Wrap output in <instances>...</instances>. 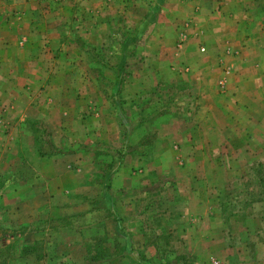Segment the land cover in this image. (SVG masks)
Returning a JSON list of instances; mask_svg holds the SVG:
<instances>
[{"label":"rangeland","instance_id":"374dc122","mask_svg":"<svg viewBox=\"0 0 264 264\" xmlns=\"http://www.w3.org/2000/svg\"><path fill=\"white\" fill-rule=\"evenodd\" d=\"M72 1L80 2L87 16L110 17L116 28L104 27L106 38L73 40L65 37L69 23L64 22L62 31H45L48 37L19 39V23L0 4L6 19L0 20V261L134 264L128 260L133 258L135 264H162L155 260L178 250L173 243L178 231L169 226L189 220L178 218V202L180 211L196 204L226 206L230 219L241 221L229 220L224 228L231 243L249 239L254 245L264 239V0H221L222 8H215L217 0L213 5L209 0ZM72 1L44 0L49 13L40 9V14L55 26V18L69 16ZM203 20L208 28L201 26ZM82 23L85 29L88 23ZM231 34L245 42L236 40L233 47ZM74 42L88 51L68 52ZM243 47L260 50L237 62L252 63V76L260 73L256 82L248 71L239 72L249 80L247 86L258 84L259 103L236 112L229 126L225 109L208 114L211 105L200 100L209 98V88L196 84L206 78V72L201 76L205 69L215 80L212 98L232 94L226 82L228 69L236 67L230 52L241 54ZM71 60L73 73L66 64ZM150 79L152 84L145 85ZM222 126L226 130H218ZM130 164H138L130 172L137 179L127 190L133 185L138 191L136 206L144 210L140 230L131 228V221L120 228L105 214L118 200L102 197L104 182L86 189L97 197L102 192L96 202L80 198L79 182L86 176L92 182L98 175L127 177ZM66 168L67 178L60 176ZM49 175H57L56 182ZM179 177L183 183L173 184L172 178ZM167 190L185 195V201L162 199ZM170 207L168 213L162 210ZM76 208L87 214L61 213ZM68 222L74 230L62 228ZM243 223L250 224L247 230L241 229ZM188 233L192 238L194 232ZM146 242L155 248L153 260L141 254ZM256 247L245 248L246 255L256 259L264 253ZM186 251L181 264H192V251ZM95 256L101 261H93ZM228 264L241 263L232 259Z\"/></svg>","mask_w":264,"mask_h":264},{"label":"crops","instance_id":"0c3cea01","mask_svg":"<svg viewBox=\"0 0 264 264\" xmlns=\"http://www.w3.org/2000/svg\"><path fill=\"white\" fill-rule=\"evenodd\" d=\"M214 1L215 0H209V4L211 2V5H213ZM45 3L46 2H44V0H1L0 4L2 6V9H10L11 16L15 18L16 21L19 23V28L17 29V31L19 32L16 33V38L40 39V38H43V36L48 37V35H44L45 31H50V33L62 31L64 22L69 23V27L67 28V30H64L67 33L65 37H68L67 39H73V40H78V39L82 40V39L91 38V37L92 38L93 37L106 38L105 34H101V31H103V28L104 27L105 28H111V27L116 28L115 27L116 24L113 23L115 21L112 20L110 17H106L105 14L98 13L95 16H92V15L87 16V14H84L86 11V8L82 9V7H79L80 2L79 3L73 2L72 3L73 5L70 8L69 16L65 19L55 18L56 22H55V26H53L51 25V22H53V20H51L50 18H43L40 14V9L49 13V6ZM103 3L105 2H102L101 5L105 7L106 4H103ZM222 3L224 2H222L221 0H217V4L215 8H218V7L222 8L223 7L221 6ZM198 4H201V3L198 2L197 5ZM221 11H223V9H221ZM177 15L179 16V14ZM0 17H1L0 20H6L5 15L0 16ZM116 19L117 21L120 22L119 18H116ZM232 20L234 21V19ZM232 20H229V22H231ZM82 22L88 23L85 29L79 26V24ZM42 23L44 27H39L38 24H42ZM47 23H48V26L46 27L45 24ZM58 23L60 24L58 25ZM201 26H203V28L204 27L208 28V21L203 20ZM222 27L223 26H220V28ZM77 28H79V30ZM115 32L116 31L114 30V33ZM111 36L112 34H110L109 37ZM51 37L54 38L58 36L52 35ZM230 38H231L230 45H232L233 47H235L234 45H235L236 40H238V42H241V44L245 42V40L242 39L243 37H240L237 34H231ZM86 49L88 51V48L82 45L80 42L79 43L74 42V44L68 47L67 51L71 52L75 50L76 52L80 51L83 53ZM130 51L134 53L135 50L132 49ZM235 51L232 52L231 50L230 54L232 56V59H231L232 63H234L236 67L234 68V70L228 69V73L230 75L228 76L227 74V80H226V82L228 81V83H231V85L233 86V89L231 90L232 94H225L223 95L222 98L218 96L217 97L215 96L214 98H212L211 95L213 94V92H212L210 83H212L215 80L210 79L211 71L207 72V70L205 69H202L203 73L201 74V76L205 77V72H206L208 73L206 75V78L200 77L198 85L196 84V86H199L201 88H209V92H208L209 98H202V100H200L205 104L207 103L211 105V106H207L208 107L207 109H209L208 114H211L213 112V114L216 115L217 112L222 113L225 109L226 110L225 113L227 114V118H228L226 120L227 121L231 120V123L229 126L233 125L232 121H234L236 112L244 111V108H245V111L247 110L249 111L250 109L252 110V105L254 103H259V97H260V95H258V90H259L258 84L253 83V84H250L252 86H247L249 80H245L239 72L242 71L245 74V71H248L249 74L247 75H249L250 77L249 79H254L256 82L257 81L259 82L261 80L260 73H255L257 75H253V76L250 75L251 71L253 72V69L251 70L252 63H249L248 61L237 63L241 61L244 55H248V53L255 55L260 50H257V51L255 50L254 52L252 50H249L247 47H243L240 49V51H242L241 54L239 53V51H236L237 53H235ZM66 64L68 67L67 69H70L71 72L73 73V69L75 68L73 60L69 61ZM258 65L260 64L257 63V66ZM223 74H226V73L224 72ZM240 76H241V80H240ZM151 84H152V81L150 79L148 83L145 85H151ZM241 87H242V90H241ZM243 90L245 93H249V95L241 96L240 93ZM126 99L127 98H125V100ZM145 123L148 124V120H145ZM149 124L151 123L149 122ZM124 125H127V123H124ZM122 126L123 125H121L120 129H123ZM136 126L137 125L131 126V127L136 128ZM225 127L226 126H222L218 130H226ZM160 128L170 130L164 127H160ZM129 130H134V129H129ZM207 130H214V129L209 128ZM181 146L183 147V145H180V147ZM175 147L178 148V146H175ZM194 148L196 147H193V149ZM52 161L55 163V166H58L55 159H53ZM58 163L60 164V162ZM123 165L124 164L121 163V166ZM136 166H138V164H130V166L128 167L129 174L127 177H124L122 176V174L121 175L119 174V175H114L109 179L108 176L103 177L102 175H98L97 180L95 182H92L94 178H89L88 176H86L84 180H81L79 182L81 183V186L83 189L82 191H84L83 193H81L80 198L83 200V202L85 203L87 202V204L89 202L91 203L96 202L97 199L101 198L102 192H101V196L97 197V192L86 194V189L93 188V186H96V184H99V183L101 185V183L104 182L105 190H104V194L102 197H104L105 199L111 200V201L113 198L115 201L118 200L117 201L118 203L115 204V206H112L109 212H105V214H109L110 216L114 217L115 224H118V227H120V225H125L126 221H131L132 222L131 228L133 229L135 228V230H137V228L139 230L142 229L140 228V224H141L140 216H142V214L144 213V210H140L136 206V203L138 201V198H137L138 191L136 189L132 190L133 185L130 186L129 191L127 190V186L130 183L132 184V182L137 179V177L133 173H130L132 169L135 168ZM42 172L44 173L43 170ZM68 175H69V171L66 168L64 173L60 176H64L65 178H67ZM38 176L41 179H43V175H38ZM56 176L57 175H49L48 178L52 177L50 182H56L55 181ZM165 178L170 179V177H165ZM172 179H173V184L175 182L178 186L184 181V178H181V177L172 178ZM195 182H196V178H193V183ZM112 183L116 185L115 188H113ZM168 185L169 183L167 182V186ZM168 190H170V187H168ZM168 190L165 192L163 191L160 194V196L162 195L161 196L162 199L177 198L179 200L185 201V195H181V194L179 195V194H176V192L170 193ZM191 193L194 196L196 194H199V193H196L194 190H192ZM51 196L52 194L48 195V197L55 202L56 196L55 195L53 197ZM126 197L127 199H125ZM180 205H181L180 202H178V206L175 210L176 211L175 213H178L177 215L179 219L181 218L180 215L182 216V219L184 218V216L187 215L189 217L188 222L181 220V222L175 223L173 226H169L168 228L169 230L178 231L177 238H175L177 239L176 241L177 245H175V241L173 242L175 248H178V250L173 252L171 255H169V258H166L168 257V255H166V257L164 256L163 259L159 258L160 259L159 261H157L156 259L155 260L156 262L158 263L162 262V264H181V258L183 257V255H185L186 253H190L186 251V248H188V250L192 251L191 252V255H192L191 257H193L192 262H191L192 264H222V262L225 264H228L230 261H232V259H235L236 262H239L241 264H264V253L262 255H259V257H255L256 259H253V258H250L249 255H246V249H245L251 245L254 246V248L255 246H257L256 248H259L261 246L264 249V239H259V241L254 245L251 244V240L249 239H243L241 241L237 240L238 242L231 243L230 237H228V234L227 232L224 231V228L228 227V224L230 225L229 220L235 221L236 223H241V221L239 219H236L237 217H235V219H230L232 214L227 212L226 206L223 207L222 204H219V205L216 204L212 207H209V206L203 207L202 204H196L192 209L185 208V209H182L183 211H180L179 210L181 209ZM52 208L56 209L55 206H53ZM66 208L67 207H65L64 209ZM170 209H172V207L168 209L163 208L162 210L167 211L168 213L169 212L168 210ZM79 211H82V212H79ZM78 212L81 214H87V212L85 210H81V208H76V210L70 209L69 212L65 211L61 213L63 216H68V215H71L72 213H78ZM99 212L102 214L103 210H99ZM243 217L247 218L244 214H243ZM219 218H220V221H218ZM248 220L250 221V219L248 218L245 221H248ZM176 221L178 222V220ZM72 224L73 223H69V222L65 223V225L62 228L74 230ZM246 225H250V224L243 223L241 225L242 226L241 229L244 228L247 230ZM256 227L257 226H254V228ZM203 230H207V231L203 234ZM187 231L194 232L192 238L190 237L189 233L187 234ZM213 231H215V234ZM144 246H145L144 247L145 250H143L141 254L144 255L146 261L153 260L154 258L157 257L155 254V248L152 243L146 242ZM172 257L173 258L175 257V258L173 259ZM117 258L119 260L121 259L124 261L128 259L129 257L128 256H125V257L117 256ZM128 260L130 262H134V264L135 262H138V260L133 259V258H129ZM93 261H96V262L101 261V258H98L95 256Z\"/></svg>","mask_w":264,"mask_h":264},{"label":"trees","instance_id":"16d2710c","mask_svg":"<svg viewBox=\"0 0 264 264\" xmlns=\"http://www.w3.org/2000/svg\"><path fill=\"white\" fill-rule=\"evenodd\" d=\"M0 264H3V263L0 261Z\"/></svg>","mask_w":264,"mask_h":264}]
</instances>
